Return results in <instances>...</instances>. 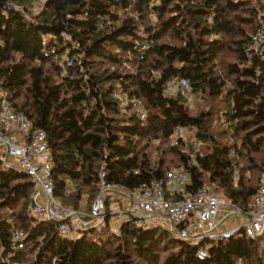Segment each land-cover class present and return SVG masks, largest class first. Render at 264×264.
I'll use <instances>...</instances> for the list:
<instances>
[{
    "label": "trees",
    "instance_id": "16d2710c",
    "mask_svg": "<svg viewBox=\"0 0 264 264\" xmlns=\"http://www.w3.org/2000/svg\"><path fill=\"white\" fill-rule=\"evenodd\" d=\"M30 5L0 0V92L45 132L60 204L91 212L101 172L130 192L184 170L189 193L210 187L252 210L264 177V54L248 57L247 48L264 27V0H45L35 13ZM63 54L72 65H58ZM181 78L197 110L167 92ZM176 130L188 140L174 144ZM192 138L196 163L184 153ZM4 156L0 146V264H264V234L244 231L211 243L206 260L162 228L115 231L109 217L60 236L31 213L33 180ZM16 230L24 245L12 249Z\"/></svg>",
    "mask_w": 264,
    "mask_h": 264
},
{
    "label": "built area",
    "instance_id": "2783aa9c",
    "mask_svg": "<svg viewBox=\"0 0 264 264\" xmlns=\"http://www.w3.org/2000/svg\"><path fill=\"white\" fill-rule=\"evenodd\" d=\"M259 54H264V27L251 36L247 48L248 57ZM62 62L66 66L72 65V59L67 55L62 57ZM169 93L187 97L191 93L188 79L174 81ZM114 94L117 98L123 95L120 91ZM137 115L141 120L146 119L143 109H139ZM179 133L181 131L176 130L173 135L175 143L179 142ZM180 137L183 139L182 135ZM0 146L5 148L3 162L6 166L29 175L33 180L31 213L39 220L53 221L60 236L76 238L82 230L104 226L109 217V221L114 219L119 227L133 223L140 229L162 228L173 239L197 247L198 259L206 260L213 242H223L240 231L252 240L264 234V177L252 199L251 211H243L229 198L214 193L208 187L189 193L190 173L184 170H175L164 179L130 192L108 183L107 175L101 172L100 192L90 213L60 204L53 193V161L45 132L33 129L29 118L18 112L3 92H0ZM199 147V141L193 138L184 153L195 162ZM231 154L235 158L240 155L236 151ZM110 203L116 207L115 213L110 210ZM24 237L22 230L14 231L12 249L22 248Z\"/></svg>",
    "mask_w": 264,
    "mask_h": 264
},
{
    "label": "rangeland",
    "instance_id": "374dc122",
    "mask_svg": "<svg viewBox=\"0 0 264 264\" xmlns=\"http://www.w3.org/2000/svg\"><path fill=\"white\" fill-rule=\"evenodd\" d=\"M43 5V3L41 2V1H39V0H31V5H30V10L32 11V12H38L40 9H41V6ZM64 56H66V54H63V56L62 57H64ZM67 57H69L70 58V56H67ZM58 65H60L62 68H65L66 67V65H64L63 64V62L62 61H60V60H58ZM173 83H174V81H173ZM172 82L170 83V85L168 86V89H167V92L169 93V89L172 87V84H173ZM118 93V92H117ZM171 94H175V93H171ZM176 95V94H175ZM116 99H118V100H120L121 102H122V105H124L125 106V108L127 109V108H129L130 107V105H131V103L129 102V99H128V97H126L125 95H121V97H119V98H117V97H115ZM185 100H186V102H188V105H189V107H191V109L192 110H197L200 106H199V99H196L193 95H192V93H190L187 97H185L184 98ZM137 102H135L134 104H132L133 106V109H135V112H137L139 109H141V104L140 103H138L137 105H135ZM221 122L223 123V125H224V127H226L227 126V122H225V118L224 117H222L221 118ZM183 136V139H185V141L186 140H188L187 138H186V134L184 133V132H181V133H179V137L180 136ZM173 140V142H174V144H175V140L174 139H172ZM193 141V138H192V140L191 141H189L188 143H191ZM200 148V147H199ZM209 189H211L212 191H213V189L212 188H210V187H208ZM99 189H100V187H99ZM70 192H72L71 190H70ZM214 192V191H213ZM214 193H217V192H214ZM217 194H219V193H217ZM219 195H221V194H219ZM58 201V200H57ZM59 202V201H58ZM60 203V202H59ZM63 205V204H62ZM65 206V205H64ZM93 206V205H92ZM110 210H112V212L113 213H115L117 210H116V207L115 206H113L112 205V203H110ZM68 207V206H67ZM70 208V207H69ZM79 212H82V213H86V214H88V213H90L88 210H87V208H85L84 207V205H83V203H81L80 204V207H78V209H77ZM112 218H113V216H112ZM241 220V222H244V220L243 219H240ZM114 221V219L113 220H111V221H109L110 222V227L113 229V230H116V231H118L116 228H113V227H115L114 225H111V223Z\"/></svg>",
    "mask_w": 264,
    "mask_h": 264
},
{
    "label": "crops",
    "instance_id": "0c3cea01",
    "mask_svg": "<svg viewBox=\"0 0 264 264\" xmlns=\"http://www.w3.org/2000/svg\"><path fill=\"white\" fill-rule=\"evenodd\" d=\"M40 199H42V197H40ZM111 225H114L115 226L113 228H116L117 230L119 229V224L117 222H113V223H111Z\"/></svg>",
    "mask_w": 264,
    "mask_h": 264
}]
</instances>
